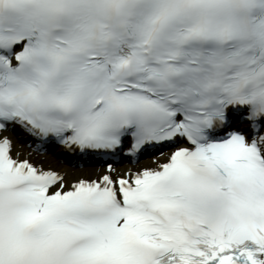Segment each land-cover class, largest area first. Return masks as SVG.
I'll list each match as a JSON object with an SVG mask.
<instances>
[{"label": "snow or ice", "instance_id": "obj_1", "mask_svg": "<svg viewBox=\"0 0 264 264\" xmlns=\"http://www.w3.org/2000/svg\"><path fill=\"white\" fill-rule=\"evenodd\" d=\"M0 264H264V0H0Z\"/></svg>", "mask_w": 264, "mask_h": 264}, {"label": "bare ground", "instance_id": "obj_2", "mask_svg": "<svg viewBox=\"0 0 264 264\" xmlns=\"http://www.w3.org/2000/svg\"><path fill=\"white\" fill-rule=\"evenodd\" d=\"M40 159L46 161L47 164H51V165L57 166L59 168L71 167V166L64 164V163H61V162H59V161H57V160H55L49 156L42 157ZM83 170H94V169H83Z\"/></svg>", "mask_w": 264, "mask_h": 264}]
</instances>
